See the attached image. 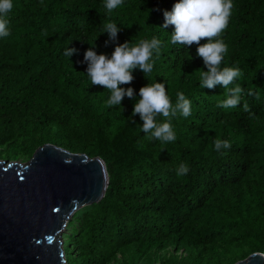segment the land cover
<instances>
[{"label":"trees","instance_id":"obj_1","mask_svg":"<svg viewBox=\"0 0 264 264\" xmlns=\"http://www.w3.org/2000/svg\"><path fill=\"white\" fill-rule=\"evenodd\" d=\"M103 2L13 0L11 34L0 38V159H27L50 142L104 160L103 197L69 222L68 264H232L264 252V0H233L222 36L221 67L242 71L244 94L232 109L217 106L221 86L200 87L198 69H207L197 46L170 43L163 12L177 0H124L112 13ZM108 22L120 29L114 42L101 33ZM153 37L162 46L148 80L133 70L121 87L134 98L108 107L84 52L94 43L110 57L118 44ZM67 47L76 49L68 58ZM154 82L173 104L177 92L191 101L190 116L171 118L174 142L147 139L132 115L139 89ZM217 139L231 148L215 150ZM182 163L190 170L177 176Z\"/></svg>","mask_w":264,"mask_h":264},{"label":"clouds","instance_id":"obj_2","mask_svg":"<svg viewBox=\"0 0 264 264\" xmlns=\"http://www.w3.org/2000/svg\"><path fill=\"white\" fill-rule=\"evenodd\" d=\"M123 4L124 0H104L103 7L107 13H112ZM233 7V0H177L170 11L163 12V28L172 26L170 43L186 48L193 44L197 46L196 55L202 59L207 69L206 71L198 69L200 87L213 89L219 85L226 90V98L217 105L222 109L236 108L244 94V89L237 83L242 71L238 67H221L228 52V45L222 36L228 27ZM13 8V0H0V38H6L11 34L8 16ZM119 31L114 22H108L103 25L101 33L106 32L109 40L114 42ZM201 41L206 42L201 43ZM105 43L107 45L108 41ZM161 46V40L153 37L141 39L135 44L129 41L118 44L110 57L105 54L98 55L93 50L94 43L84 52L86 74L91 84L102 86L110 93L107 99L108 107L119 106L121 109L124 97L134 98L133 89L121 85L131 84L134 80L132 73L136 69H139L148 80L153 72L154 57L158 59L161 54ZM75 52L76 49L67 47L63 54L68 58ZM247 94L253 93L249 90ZM244 108L248 109L246 102ZM191 113V101L182 92H177L173 104L165 84L157 82L148 83L139 89V99L132 108V115H139L140 120L143 121L141 130L145 137L149 140H159L161 143L174 142L176 139L171 118L177 114L186 118ZM161 116L165 118V122H157V117ZM214 148L217 151L229 149L231 143L217 139L214 141ZM189 170V166L182 163L176 174L184 176Z\"/></svg>","mask_w":264,"mask_h":264},{"label":"water","instance_id":"obj_3","mask_svg":"<svg viewBox=\"0 0 264 264\" xmlns=\"http://www.w3.org/2000/svg\"><path fill=\"white\" fill-rule=\"evenodd\" d=\"M108 179L100 156L50 142L27 159L1 158L0 264H68L62 231L78 208L103 197ZM232 264H264V252Z\"/></svg>","mask_w":264,"mask_h":264},{"label":"rangeland","instance_id":"obj_4","mask_svg":"<svg viewBox=\"0 0 264 264\" xmlns=\"http://www.w3.org/2000/svg\"><path fill=\"white\" fill-rule=\"evenodd\" d=\"M20 159V158H19ZM12 160H15V159H12ZM88 206V205H85V206H82L80 208H78L74 214L72 215V217L68 220V222L66 223V226L65 228L63 229L62 231V234H63V238L65 239L66 238V234H69L70 233V229H71V226L69 225V222L73 219H76L78 216L81 215L82 211L84 210V208Z\"/></svg>","mask_w":264,"mask_h":264}]
</instances>
